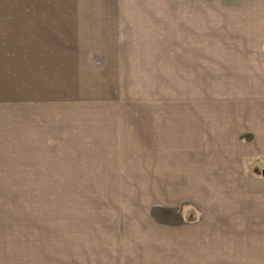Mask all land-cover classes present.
Returning a JSON list of instances; mask_svg holds the SVG:
<instances>
[{
	"label": "rangeland",
	"instance_id": "1",
	"mask_svg": "<svg viewBox=\"0 0 264 264\" xmlns=\"http://www.w3.org/2000/svg\"><path fill=\"white\" fill-rule=\"evenodd\" d=\"M261 80L264 0H0V264H231L143 169Z\"/></svg>",
	"mask_w": 264,
	"mask_h": 264
},
{
	"label": "crops",
	"instance_id": "2",
	"mask_svg": "<svg viewBox=\"0 0 264 264\" xmlns=\"http://www.w3.org/2000/svg\"><path fill=\"white\" fill-rule=\"evenodd\" d=\"M258 82L235 97L228 87L233 98L202 101L197 115L179 123L164 120L163 139L180 144L162 149L165 158L143 169L161 187L201 195L193 201L198 242L230 252L231 264H264V190L248 191L264 186V81Z\"/></svg>",
	"mask_w": 264,
	"mask_h": 264
}]
</instances>
